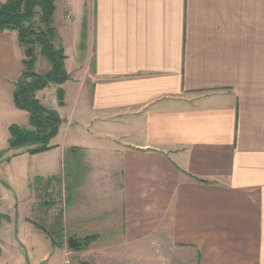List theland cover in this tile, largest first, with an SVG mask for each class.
Here are the masks:
<instances>
[{
    "label": "crops",
    "instance_id": "1",
    "mask_svg": "<svg viewBox=\"0 0 264 264\" xmlns=\"http://www.w3.org/2000/svg\"><path fill=\"white\" fill-rule=\"evenodd\" d=\"M54 4V23L64 10L83 22L55 26L68 80L52 86L63 106L43 101L50 86L35 94L61 119L45 155L82 151L97 166L89 177H119V238L130 245L161 234L181 264H264V0ZM25 59L17 33L0 32V264L27 251L22 240L49 243L43 262L61 251L34 226L36 198L15 223L3 207L9 167L27 156L9 148L11 126L30 128L13 101ZM52 164L37 179H58Z\"/></svg>",
    "mask_w": 264,
    "mask_h": 264
},
{
    "label": "rangeland",
    "instance_id": "2",
    "mask_svg": "<svg viewBox=\"0 0 264 264\" xmlns=\"http://www.w3.org/2000/svg\"><path fill=\"white\" fill-rule=\"evenodd\" d=\"M65 11H63L64 13L61 16L60 13H58L59 15L56 14L55 23L52 18L51 28H55L59 24L75 28L83 22L82 18H76L79 20L75 24L73 22L75 18L71 15L68 16ZM35 12V18L29 24V28L34 30L36 34L39 31L45 32V25L39 22V10L36 8ZM71 30L72 33H69V36L72 34L73 42L77 39L78 46L81 45L83 41L81 30L78 34L73 29ZM54 44L56 47H62L60 41L56 38V29ZM33 49L38 61L32 71L35 73L44 71L46 65L45 60L39 56V46L35 45ZM69 55L71 59L72 56L71 54ZM71 64L72 60L68 66L71 67ZM73 76L76 77L77 74L74 73ZM21 79H24L22 74L18 82ZM49 86L50 89L47 90L49 93H44L46 97L43 98V101L47 107H57V90L52 85ZM67 86V101L71 104L73 101L71 96L73 95L75 84L69 82ZM64 100L66 99L63 97ZM28 124L29 121L26 126ZM78 144L84 145L81 141ZM89 160L85 152H76L74 155V153H71V149L66 148L61 157L56 156L54 153H49L48 155H45L44 152L27 153V156L23 157L20 162L11 163L9 178L8 176L6 177L11 185V193L8 202L5 200L3 205L6 213L11 217L13 223L17 219L21 221L23 215H27L31 211V207L34 209L33 202L36 198L40 205H38L39 217L36 219L34 226L37 228L36 230L51 239L52 243L61 250L58 257L55 258L53 255L43 262L44 258L41 255L44 251L50 250L49 243L38 244L37 241L27 242L22 240L24 246L27 247V251L19 253V256L13 254L11 263L181 264L176 251L172 249L169 242L161 234L135 245H130L119 238L122 232L119 177L108 176L100 180L92 176L89 177L90 169L97 168L96 164L91 163L90 165ZM51 164L53 167L55 166L52 171L56 173L54 175H59L57 177L59 180L36 182L38 174L45 172L47 166ZM72 223L75 224L76 229L74 235L78 238L80 237V239L74 238L72 230L69 229V225ZM18 227L23 229V222ZM99 235L103 240L94 242ZM12 237L15 239L14 235ZM17 238L19 240L22 239L21 233ZM68 239L82 241V244L79 245L81 247L68 248ZM28 244L36 246V249L28 250ZM45 244H47L49 249H47ZM99 248H105L103 250L107 249L108 251L104 256L103 254L99 255Z\"/></svg>",
    "mask_w": 264,
    "mask_h": 264
},
{
    "label": "trees",
    "instance_id": "3",
    "mask_svg": "<svg viewBox=\"0 0 264 264\" xmlns=\"http://www.w3.org/2000/svg\"><path fill=\"white\" fill-rule=\"evenodd\" d=\"M55 0H6L0 5V32L15 31L20 46L24 48L26 59L23 62L24 71L17 82L13 101L17 109L23 110L29 116V129L18 126L10 127L9 148L11 150L26 149L29 154L47 151L51 148L53 139L60 126L61 119L57 112L45 108L36 99L35 94L49 85L61 86L68 80L64 61L66 59L62 47L54 44L55 28H51ZM39 10V22L45 25V32L38 34L29 28L35 18V9ZM39 46L40 56L50 65V70L45 74L32 71L35 62L33 47ZM57 103L63 106L64 92L57 90ZM71 153H74L71 150ZM76 153H74L75 155ZM59 180L56 178L48 179ZM42 181V179H36ZM82 241L68 239V248H80Z\"/></svg>",
    "mask_w": 264,
    "mask_h": 264
}]
</instances>
